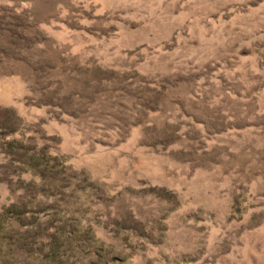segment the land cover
<instances>
[{
	"label": "rangeland",
	"instance_id": "1",
	"mask_svg": "<svg viewBox=\"0 0 264 264\" xmlns=\"http://www.w3.org/2000/svg\"><path fill=\"white\" fill-rule=\"evenodd\" d=\"M0 264H264V0H0Z\"/></svg>",
	"mask_w": 264,
	"mask_h": 264
}]
</instances>
